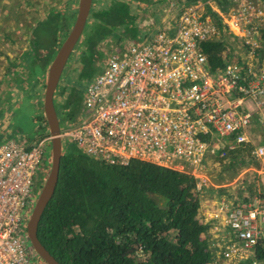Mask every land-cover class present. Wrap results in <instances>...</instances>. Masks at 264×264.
I'll return each instance as SVG.
<instances>
[{
	"label": "built area",
	"instance_id": "built-area-1",
	"mask_svg": "<svg viewBox=\"0 0 264 264\" xmlns=\"http://www.w3.org/2000/svg\"><path fill=\"white\" fill-rule=\"evenodd\" d=\"M197 9L106 56L82 91L83 114L78 108L70 120L61 111L62 143L109 164L139 159L185 172L197 190L207 182L206 157L220 159L250 143L251 154L263 160L264 64L210 72L200 42L218 31ZM43 131L31 141L0 138V264L43 263L26 231L51 165L52 137L47 126ZM250 190L219 208V255L231 264H264V188Z\"/></svg>",
	"mask_w": 264,
	"mask_h": 264
},
{
	"label": "trees",
	"instance_id": "trees-1",
	"mask_svg": "<svg viewBox=\"0 0 264 264\" xmlns=\"http://www.w3.org/2000/svg\"><path fill=\"white\" fill-rule=\"evenodd\" d=\"M92 15L86 52L80 58V76L85 80L94 76L99 45L107 35L116 30L131 38L146 35L139 31L125 0H112ZM210 17L220 35L201 41L200 47L213 73L225 64L228 40L222 17L211 10ZM60 21L68 27L67 18L54 10L37 21L25 55L32 74L48 66L55 54ZM76 91L73 86L61 103L62 115L70 120L79 107ZM37 120L42 132L47 126L44 115ZM251 148L246 143L227 150L218 161L224 168L245 163V158L254 161ZM199 208L191 175L139 159L105 163L65 141L56 187L39 219L37 236L60 264H207L215 253L207 239L200 238L209 225L199 219Z\"/></svg>",
	"mask_w": 264,
	"mask_h": 264
},
{
	"label": "rangeland",
	"instance_id": "rangeland-1",
	"mask_svg": "<svg viewBox=\"0 0 264 264\" xmlns=\"http://www.w3.org/2000/svg\"><path fill=\"white\" fill-rule=\"evenodd\" d=\"M111 1L92 0L84 30L63 68L55 91L56 102V97L60 96L61 100H64L70 89L76 86L81 115L82 91L88 81L80 76V58L86 52L85 35L89 26L94 23L92 12L104 9ZM125 1L135 13V23L139 31L145 34L164 29L165 25L171 24L176 16L187 8L198 6L197 12L205 17L210 15L209 8H218L223 14V22L227 25L228 46L225 64L244 62L254 64L255 68L259 67V62L264 64V50L262 53L260 51V48H264V0H226L222 4H219L218 0ZM77 7L78 0H0V138L31 141L41 134V123L37 117L43 114V94L48 66L35 74L28 69L25 55L29 48L30 36L39 19L50 10L58 11L60 18H67L68 27L64 26L60 19L57 49L73 24ZM251 27L256 28L257 33L249 34ZM219 35V32L216 33L212 39L218 38ZM129 38L131 37L116 30L103 39L99 45L101 57L96 63L94 75L106 56L124 46ZM58 114L61 118L60 112ZM218 150L219 148L216 152ZM245 159V163H238L234 168H224L215 156L206 157L207 182L200 190L196 189V192L203 210L199 219L209 225L206 233H202L200 238L206 236L205 239L215 253L213 260L207 264H231L219 255L221 237L224 235L220 206L228 199L245 196L253 185L259 183L264 188L260 183V175L264 173V159ZM227 162L225 160L224 164ZM210 206L214 208L211 209ZM138 255L142 256V253ZM41 264L46 263L43 261Z\"/></svg>",
	"mask_w": 264,
	"mask_h": 264
},
{
	"label": "water",
	"instance_id": "water-1",
	"mask_svg": "<svg viewBox=\"0 0 264 264\" xmlns=\"http://www.w3.org/2000/svg\"><path fill=\"white\" fill-rule=\"evenodd\" d=\"M91 4L92 0H78L77 13L73 24L68 34L57 48L47 68L43 94V115L45 117L49 133L52 137L51 165L26 226L27 236L33 249L46 264H60L59 261L41 243L37 236L39 219L56 187L62 155V141L59 136V117L55 108L54 96L63 68L84 30L91 9Z\"/></svg>",
	"mask_w": 264,
	"mask_h": 264
},
{
	"label": "flooded vegetation",
	"instance_id": "flooded-vegetation-1",
	"mask_svg": "<svg viewBox=\"0 0 264 264\" xmlns=\"http://www.w3.org/2000/svg\"><path fill=\"white\" fill-rule=\"evenodd\" d=\"M61 93L63 94V90L61 91ZM62 96V95H61ZM63 97V96H62ZM62 98H60V96L59 97H56V102H55V108L57 109V110H59V112L61 113V103H62V101L63 100H61Z\"/></svg>",
	"mask_w": 264,
	"mask_h": 264
},
{
	"label": "crops",
	"instance_id": "crops-1",
	"mask_svg": "<svg viewBox=\"0 0 264 264\" xmlns=\"http://www.w3.org/2000/svg\"><path fill=\"white\" fill-rule=\"evenodd\" d=\"M210 208H211V206H210ZM212 208H214L213 206H212ZM211 208V209H212ZM210 211V210H209ZM212 212V211H211ZM215 212V211H214ZM202 213H203V210H202V208H201V205H200V208H199V211H198V217L200 218V216H202ZM222 225V224H221ZM204 233H206V232H204ZM206 236H203V238H205Z\"/></svg>",
	"mask_w": 264,
	"mask_h": 264
}]
</instances>
